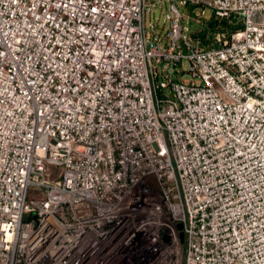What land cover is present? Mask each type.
I'll use <instances>...</instances> for the list:
<instances>
[{
  "label": "built area",
  "instance_id": "built-area-1",
  "mask_svg": "<svg viewBox=\"0 0 264 264\" xmlns=\"http://www.w3.org/2000/svg\"><path fill=\"white\" fill-rule=\"evenodd\" d=\"M0 264H264V0H0Z\"/></svg>",
  "mask_w": 264,
  "mask_h": 264
},
{
  "label": "rangeland",
  "instance_id": "rangeland-1",
  "mask_svg": "<svg viewBox=\"0 0 264 264\" xmlns=\"http://www.w3.org/2000/svg\"><path fill=\"white\" fill-rule=\"evenodd\" d=\"M167 8H168V5L165 3L164 4V8L163 10L160 8V4L157 6L155 12H149L146 16V25L148 27V32L150 33L152 31L151 27H150V24H159V28L160 30L159 31H162L165 33L168 28H169V21L167 22V24L165 25V20L167 18ZM180 9L181 11L185 14V15H188L189 12L185 7L181 6L180 5ZM194 13V12H193ZM213 16H214V11L213 9L211 8H207L206 10V17L205 19L207 21H211L213 19ZM185 25L186 26H190L192 28L193 31L197 30L198 29V25L195 24L194 22H187V20H185ZM186 78H189L190 76L189 75H185Z\"/></svg>",
  "mask_w": 264,
  "mask_h": 264
},
{
  "label": "water",
  "instance_id": "water-1",
  "mask_svg": "<svg viewBox=\"0 0 264 264\" xmlns=\"http://www.w3.org/2000/svg\"><path fill=\"white\" fill-rule=\"evenodd\" d=\"M217 26H218V21L215 20V21L210 23L208 29L216 28ZM208 29L201 31L199 35L201 37L205 38L207 33H208ZM178 227H179V229H182V225H179Z\"/></svg>",
  "mask_w": 264,
  "mask_h": 264
}]
</instances>
